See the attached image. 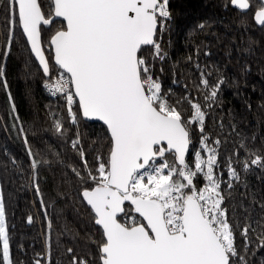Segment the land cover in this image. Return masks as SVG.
I'll list each match as a JSON object with an SVG mask.
<instances>
[{"label":"snow or ice","instance_id":"1","mask_svg":"<svg viewBox=\"0 0 264 264\" xmlns=\"http://www.w3.org/2000/svg\"><path fill=\"white\" fill-rule=\"evenodd\" d=\"M230 3L239 10L250 8L249 0ZM169 4L170 0H51L46 16L38 0H7L13 17L10 22L18 20L30 57L38 61L47 78L44 87L66 100L73 123L77 113L72 105L78 99L80 114L101 121L110 137L107 164L98 157L99 167L95 172L88 170L87 176L73 169L82 184L88 185L81 193L82 202L102 236L100 264H236L237 260L247 264L235 247L232 226L221 207V181L214 172L217 151L208 146L202 106L185 97L192 109L185 119L168 102L159 78L152 74L154 62L166 56L157 37L162 39L169 30ZM54 18H62L65 24L48 41L54 50L52 64L42 50L40 26L50 25ZM254 19L264 27V4ZM145 46L151 47L152 63L143 55ZM53 68L58 73L55 79ZM0 80L7 90L4 66H0ZM224 83L220 79L210 84L202 75L205 99L215 103ZM190 125H198L201 132L191 164L186 158L192 145ZM54 127L63 135L60 121ZM78 143L73 141V147ZM37 163L33 160L34 170ZM250 163L264 167V157L257 156ZM243 167L249 169L247 159ZM84 168L88 169L86 159ZM229 176L239 179L231 164ZM200 178L205 181L202 185L197 183ZM5 216L0 201V264H10ZM249 231L245 225L241 232L245 251L251 243ZM260 238L264 241V231ZM72 264L87 261L73 257Z\"/></svg>","mask_w":264,"mask_h":264},{"label":"trees","instance_id":"2","mask_svg":"<svg viewBox=\"0 0 264 264\" xmlns=\"http://www.w3.org/2000/svg\"><path fill=\"white\" fill-rule=\"evenodd\" d=\"M249 2L248 12L242 14L231 7L230 0H170L169 30L162 39L157 37L166 56L154 62L152 74L159 78L168 102L185 119L192 113L185 97L202 106L204 134L208 146L217 151L214 172L221 181V207L232 226L235 247L247 264H264V247L260 246L264 242L260 238L264 231V167L250 163L257 156L264 157V27L253 21L261 2ZM38 3L47 16L51 0ZM12 19L7 0H0V66L5 67L8 84L5 90L0 80V201L6 213L9 262L72 264L77 257L87 264H100L102 236L80 196L88 185L82 184L73 169L87 176L88 170L95 172L99 167L98 157L107 164L110 138L101 124L81 119L76 101L72 108L77 122L73 123L66 100L47 94V78L30 57L18 20L13 24ZM200 24L206 26L201 29ZM63 26L61 21L48 29L41 26L43 51L51 63L48 41ZM150 52L151 48H144L143 55L152 63ZM202 75L210 84L225 81L215 103L205 99ZM56 120L62 124L63 135L54 127ZM189 127L193 129L192 145L186 158L191 164V152L200 147L201 132L198 125ZM75 140L79 143L74 148ZM246 159L250 164L247 171L243 167ZM33 160L38 162L35 170ZM230 164L239 179L230 178ZM197 183L205 181L200 178ZM245 225L250 226L247 251L241 234Z\"/></svg>","mask_w":264,"mask_h":264},{"label":"water","instance_id":"3","mask_svg":"<svg viewBox=\"0 0 264 264\" xmlns=\"http://www.w3.org/2000/svg\"><path fill=\"white\" fill-rule=\"evenodd\" d=\"M259 1L261 2V4H264V0H259ZM230 4H231V3H230ZM231 7H232L234 10H236V11L242 13V14L247 13L248 10H249V9H248V10H239V9L235 8L232 4H231ZM258 10H259V9H258ZM258 10H257V11H258ZM257 11H256V12H257ZM256 12H255V13H256ZM255 13H254V14H255ZM55 21H61L63 24H65V22L62 20V18H54V19L52 20V22L50 23V25H47V26H45V25H41V26L44 27L45 29H48V28L51 26V24H52L53 22H55ZM253 21H254V23H255V25H256L257 27H259V28L262 27V26L258 25V24L255 22L254 15H253ZM41 26H40V27H41ZM19 27H20V26H19ZM20 30H21V33H22V35H23L25 41H26V44H27L28 49H29V52H30V46L28 45L27 38H26L25 35L23 34L21 28H20ZM144 48H151V47H150V46H145ZM42 50H43V47H42ZM51 53H52V64H54V50L51 49ZM32 58L34 59V57H32ZM34 61H35V63L37 64L38 68L40 69L38 61H36L35 59H34ZM40 71L42 72L41 69H40ZM42 73H43V72H42ZM76 102H77V104H78V99L76 100ZM78 108H79V106H78ZM79 112H80V110H79ZM80 116H81V119H82L85 123H99V124H101V125L106 129V126H104L103 123H102L101 121H98V120H95V119L89 120V119H87V118H84V117L82 116V114H80ZM106 131H107V130H106ZM109 138H110V137H109ZM81 193H82V192H81ZM80 196H81V199H83L81 194H80ZM83 203H84V205L89 209V207L87 206L86 202H83ZM94 224H95V223H94ZM95 226L98 227L97 225H95Z\"/></svg>","mask_w":264,"mask_h":264},{"label":"built area","instance_id":"4","mask_svg":"<svg viewBox=\"0 0 264 264\" xmlns=\"http://www.w3.org/2000/svg\"><path fill=\"white\" fill-rule=\"evenodd\" d=\"M56 76H58V73L53 74V78H54V79L56 78ZM45 90H46L47 94H49L50 96H53V97L57 96V95H52V94L48 91V89L45 88Z\"/></svg>","mask_w":264,"mask_h":264}]
</instances>
